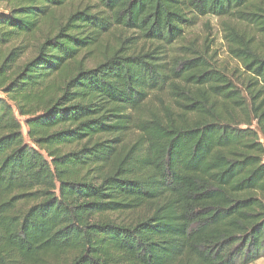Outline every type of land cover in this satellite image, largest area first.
Returning a JSON list of instances; mask_svg holds the SVG:
<instances>
[{
  "label": "trees",
  "instance_id": "obj_1",
  "mask_svg": "<svg viewBox=\"0 0 264 264\" xmlns=\"http://www.w3.org/2000/svg\"><path fill=\"white\" fill-rule=\"evenodd\" d=\"M263 256L264 0H0V264Z\"/></svg>",
  "mask_w": 264,
  "mask_h": 264
},
{
  "label": "rangeland",
  "instance_id": "obj_2",
  "mask_svg": "<svg viewBox=\"0 0 264 264\" xmlns=\"http://www.w3.org/2000/svg\"><path fill=\"white\" fill-rule=\"evenodd\" d=\"M207 33L211 34V39L213 41L212 49L216 52L218 62L228 66H233L234 63H232L229 59L225 43L222 39L218 19L212 17L201 18L192 30V35L199 36L200 38H203ZM250 264H264V256Z\"/></svg>",
  "mask_w": 264,
  "mask_h": 264
}]
</instances>
